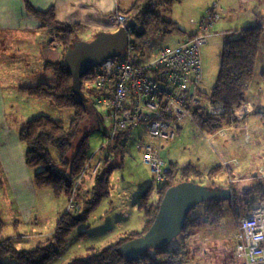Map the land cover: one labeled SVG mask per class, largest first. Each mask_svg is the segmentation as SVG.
Segmentation results:
<instances>
[{
	"label": "trees",
	"instance_id": "obj_1",
	"mask_svg": "<svg viewBox=\"0 0 264 264\" xmlns=\"http://www.w3.org/2000/svg\"><path fill=\"white\" fill-rule=\"evenodd\" d=\"M174 1L181 0H135L127 9L117 6L111 13L114 19L125 15L127 19L136 22L129 37L135 53L133 62L137 63L144 58L151 39L162 29L178 30L185 39L196 34H187L175 21L162 16L159 8ZM25 3L27 11L60 43L62 56L59 61L44 64V70L52 73L54 83L41 82L33 86H21L18 91L30 98L44 100L58 109H71L73 114L68 118L67 124L50 115H34L24 122L18 132V140L22 145L25 165L35 189H48L54 197L65 195L69 198L73 196L72 189L77 178L85 176L86 173L83 172H86V164L91 158L89 135L84 133L79 139L76 138L88 118H93L96 126L102 121L94 105L96 90L85 88L91 80L93 70L81 76L82 90L87 100L80 101L72 89L73 76L68 71L64 56L68 47L82 40V24L58 21L54 6L40 11L33 8L29 2ZM262 33L261 26L246 27L223 42L216 81L210 93L206 95L199 89L200 95L206 98L212 109L206 110L204 105H201L193 110V116L202 129L214 132L232 124L240 125L250 115L246 107L247 94L254 78ZM262 77L264 80V71ZM261 114L264 112L253 113L254 116ZM103 124L108 128L106 138L109 126L104 122ZM130 132L131 130L117 133L113 144L108 147L113 152L111 153L114 160L105 162L94 175L89 196L81 201L80 213L64 212L47 243L32 249L18 248L11 237H2L5 226L0 217V264H50L60 254L71 232L85 223L101 202L110 196V178L114 169L122 166L127 146L126 137ZM168 163V179L160 186L157 198H149L151 184L138 198V208L144 218L142 230L125 231L116 241L103 247L89 245L86 247L88 255L74 256L67 264H187L191 261L190 239L195 230L218 227L225 218L226 209L231 210L237 225L248 212L257 209L258 204L264 201V178L258 179L254 176L256 171L253 169L247 176L242 174L243 172L229 169L228 175L234 180L222 185L216 181V176L222 169L221 164L204 172L192 162L181 165L177 162ZM87 172L91 174L89 170ZM205 177L210 182L206 187L228 189L231 195L225 201H206L195 206L188 213L183 230L174 238L180 237L178 244L171 246V242L164 248L148 249L136 258H130L121 251V246L147 232L169 187L184 181L195 182L194 180ZM2 183L0 178V186ZM77 194L78 191L74 196L79 200ZM83 233L79 232L78 236Z\"/></svg>",
	"mask_w": 264,
	"mask_h": 264
},
{
	"label": "rangeland",
	"instance_id": "obj_2",
	"mask_svg": "<svg viewBox=\"0 0 264 264\" xmlns=\"http://www.w3.org/2000/svg\"><path fill=\"white\" fill-rule=\"evenodd\" d=\"M134 1L103 0L102 6L107 8L106 11L111 12L115 9V6L127 9ZM207 1H209L210 5L205 15L208 17L212 15L210 17L212 25L209 24L208 31H201L199 35H196V37L202 39L200 59L203 67V79L199 89L206 95L210 93L216 81L222 44L226 39L236 34L235 30L227 32L216 31L218 29H215L214 25L223 13V8L220 7L217 1L181 0L165 4L159 8L163 17L175 21L187 34H191L194 31L198 33L201 20L205 17L204 15L201 18L200 7H203ZM224 2L227 3L229 13L231 11L238 15L248 13L247 4L242 3L243 0H223L222 3ZM68 10L70 12H79L76 9ZM58 17L59 21H66V17L60 15V13ZM114 22L115 19L113 18L112 28L106 30L107 32H114L119 29L114 28ZM89 25L92 24H82V40L90 41L95 34L100 32L97 31L90 35V32L86 30ZM128 32L130 33L131 30ZM182 36V32L178 30L166 31L162 29L159 34L151 39L150 46L144 58L141 59L153 58L161 50L178 45ZM54 45L56 47L61 46L57 40H54ZM40 47L42 48V46ZM26 50H29V48L25 42H22L21 38L19 40H0V92L4 94L5 104L1 106L0 111V127L2 126L0 133L12 131L17 135V138L24 122L34 115H50L67 124L68 118L73 114L71 109H58L44 100L34 99L33 104H28L29 97L18 91V87L25 85L33 86L41 82L54 83L53 75L49 71H34L30 73L32 75L30 78H26L22 75L23 71L20 70L22 65H15L16 68L12 66L14 65L12 61L17 59L18 54ZM209 106L205 105V108L206 110L209 108L211 111L212 107ZM258 117L255 118V124L251 126V132L250 126L243 124H232L210 132L207 129H202L192 114L173 123L176 129V137L163 144L161 155L167 162H177L179 165L192 162L204 172L215 165L221 164L222 169L220 174L216 176V181L218 184L225 185L231 180L228 171L230 167L234 166V163L237 164L238 161H241L243 163L242 167L246 164L254 168L259 164L258 160L264 156V131L260 130L261 125H264V118L262 116ZM241 125H243L240 128L244 134L242 131L237 130ZM107 129V126L102 121H99L96 126L93 118H88L76 139H79L84 133L88 134L89 151L92 154L104 142ZM144 133V126H138L131 130L126 137L127 146L123 154L122 166L114 169L110 178V196L101 202L85 223L79 225L71 232L62 251L50 264L70 263L71 258L74 256L82 257L88 255L86 247L89 245L103 247L116 241L125 231L142 230L144 218L142 212L138 210V198L149 183L151 184L150 200H155L159 192L153 191L152 174L142 161V150L139 144L141 139H143ZM1 141L0 146L3 152L7 154L10 160L14 161V164L18 165L15 166V169L19 173L20 161L21 159L24 161L22 145H18V150L16 149L15 151L16 145L9 144L12 141L11 138L1 136ZM107 150L112 152L111 149ZM15 152H17V158ZM233 157H236L237 161ZM102 158L101 153H98L93 155L88 162L89 165L94 167L101 159L96 173H98L105 162L114 160V158L113 160ZM260 168H263L264 173V166H259L254 175L258 179L261 178ZM2 170L0 167V178L3 182L0 186V217L5 226L2 237H11L17 247L21 249H32L37 245L47 243L52 230L64 212L80 213L81 201L89 196V190L93 185V177L96 174H90L89 172L85 174L84 171L85 176L77 178L74 186L78 179L80 183L76 190L73 187V196L68 198L65 195L54 197L48 189H35L33 181L30 179V172L28 169L26 171V168L18 175L16 174L17 178L22 181L21 179L26 180L30 176L29 180L31 182L27 180V183L21 187L22 191L18 188L13 190L10 183L7 185V173ZM194 181L204 186L210 183L206 177ZM77 191L79 200L74 196ZM70 198H73L72 200L76 203L77 211L68 210ZM135 204H137V207ZM260 209L263 208L260 207ZM193 212L195 213V210ZM235 223L236 219L233 213L231 210L226 209L223 222L216 228H225L228 231H232L231 229L234 227L233 232L236 231L237 233L238 227ZM201 231L202 229L195 230L194 235L190 239L191 261L187 264H233L235 260L233 242L224 236V232H222L224 241L214 242L211 240L205 243L201 240ZM79 232L84 233L79 237ZM178 242H180V237L174 239L171 246L178 244Z\"/></svg>",
	"mask_w": 264,
	"mask_h": 264
},
{
	"label": "built area",
	"instance_id": "obj_3",
	"mask_svg": "<svg viewBox=\"0 0 264 264\" xmlns=\"http://www.w3.org/2000/svg\"><path fill=\"white\" fill-rule=\"evenodd\" d=\"M211 16L205 15L194 36L161 50L153 58L133 62L135 53L129 38L127 47L118 57L106 59L92 68L91 80L85 88L96 90L95 109L109 126V131L91 157L101 153L103 158L113 160L114 155L107 149L117 133L144 126L145 133L139 144L142 161L152 174L153 191H159L170 171L169 163L161 155L160 145L176 137L175 121L191 116L198 106H209L203 103L204 97L199 92L203 79L202 39L196 35L209 30ZM126 22L127 17L119 16L113 26L117 29ZM100 163L101 159L94 167L88 163L85 173L89 170L95 174ZM259 173L264 178L263 168ZM79 183L78 179L75 190ZM72 199H69L68 210L77 211ZM234 251L243 264L264 263V208L245 215L235 235Z\"/></svg>",
	"mask_w": 264,
	"mask_h": 264
},
{
	"label": "crops",
	"instance_id": "obj_4",
	"mask_svg": "<svg viewBox=\"0 0 264 264\" xmlns=\"http://www.w3.org/2000/svg\"><path fill=\"white\" fill-rule=\"evenodd\" d=\"M25 1L29 2V4L33 8L40 11H45L51 6H54L56 19L58 21L60 20L58 14L60 13V15L66 17V21L63 22L92 24L87 26L86 29L88 32H90V35L97 31H106L112 28L111 24L113 22V16L111 13L114 11V9L111 12L106 11L107 8L102 6L103 0H0V40H19V38H21L22 42H25L27 44L29 50L21 51V53L18 54L17 59L12 61V64H14L12 66H14V68H16L15 65H22V68L20 70L23 71L22 75H24V77L26 78H30L32 76L30 73H33L34 71H45V63L59 61L62 56V47H56L54 45L53 37L49 33V31L41 26V22L39 20H37L27 12ZM216 1L220 4V7L223 8V13L220 19L217 20L214 25L215 29H218L216 31L227 32L235 30V32L237 33L246 27H263L260 50L256 60L254 78L250 90L247 94L246 107L250 115L246 117L243 123H241L243 125H249L251 132V126L252 124H255V118H259L258 116H262V118H264V114L256 116L253 115V113L255 112H264V80L262 77V72L264 71V0H243L242 3L247 4L248 13L242 15H238L232 11L231 13H229L226 2L222 3L223 0H213L212 2ZM209 5V1H207L203 7H200L201 18L205 15V12ZM116 7L117 6H115V8ZM68 9H76L79 12H70ZM185 38L186 37H182L180 41ZM40 46H42V48ZM28 102V104H33L34 98L29 97ZM2 105H5L4 94L3 92H0V111ZM243 125L239 126V129L237 130L242 131V133L244 134L243 130L241 129ZM0 129H2V126L0 127ZM260 130L264 131V125H261ZM1 136L5 138H11L12 141H10L9 144H15V151L16 149L18 150V145L21 144L19 143V140H17L18 138L15 133H13L12 131L7 133H0V143H2ZM15 156L17 158V152H15ZM0 157V167L1 169H3L2 171L4 173H7L8 176L7 185H9L10 183L13 190L15 188H18L20 191H22L21 187H23L27 183V180H29L30 177L28 176L26 180L21 179L22 181L17 178V175L21 173L25 168L27 171L25 160L23 161V159H21V166H19V173H17L15 166L18 165L14 164V161L9 159L7 154L3 152L1 146ZM2 159H4L5 161ZM233 159L237 161L236 157H233ZM258 161L259 164L255 166L256 168L254 167L255 169L253 168V166L246 164L244 167H242L243 163L241 161H238L237 164L234 163V166L230 167V169L243 172L242 174H245L247 176L249 174L248 172L251 169L257 171L259 166H264V156ZM30 179L32 180V178ZM258 205L259 208H263L264 201H261V203H259ZM135 206L137 207V204H135ZM233 229L234 227L231 229L232 231H228L225 228L220 229L216 227H206L202 229L200 237L201 240L205 243H208L211 240H213L214 242L224 241L225 239H222V232H224V236L230 239L231 242H233L234 252L236 231L233 232ZM234 256L235 260L233 264H243V260L236 257L235 252Z\"/></svg>",
	"mask_w": 264,
	"mask_h": 264
},
{
	"label": "water",
	"instance_id": "obj_5",
	"mask_svg": "<svg viewBox=\"0 0 264 264\" xmlns=\"http://www.w3.org/2000/svg\"><path fill=\"white\" fill-rule=\"evenodd\" d=\"M135 26L136 22L128 19L125 26L114 32L100 31L92 40L77 41L66 49L64 60L73 76L72 89L80 101L87 100L81 76L106 59L119 56L129 43L128 28ZM230 195L228 189H210L192 181L169 187L147 232L121 246V251L136 258L145 250L168 246L181 233L188 213L195 206L206 201H225Z\"/></svg>",
	"mask_w": 264,
	"mask_h": 264
},
{
	"label": "bare ground",
	"instance_id": "obj_6",
	"mask_svg": "<svg viewBox=\"0 0 264 264\" xmlns=\"http://www.w3.org/2000/svg\"><path fill=\"white\" fill-rule=\"evenodd\" d=\"M119 16H124V17H126L125 15H119ZM202 100H203V103H207V104L210 105V103L206 100V98H202ZM162 148H163V145H160V150H161ZM230 182H233V180L231 179ZM243 219H244V218H243ZM243 219H242V221H243ZM242 221L237 223V227L242 223Z\"/></svg>",
	"mask_w": 264,
	"mask_h": 264
}]
</instances>
